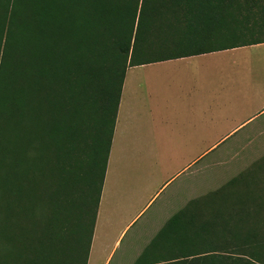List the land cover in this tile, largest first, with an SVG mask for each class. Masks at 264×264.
Segmentation results:
<instances>
[{"label":"trees","instance_id":"1","mask_svg":"<svg viewBox=\"0 0 264 264\" xmlns=\"http://www.w3.org/2000/svg\"><path fill=\"white\" fill-rule=\"evenodd\" d=\"M246 9L258 0H0V264H87L128 66L264 41L181 49L243 30ZM249 188L192 201L136 264H264Z\"/></svg>","mask_w":264,"mask_h":264},{"label":"crops","instance_id":"2","mask_svg":"<svg viewBox=\"0 0 264 264\" xmlns=\"http://www.w3.org/2000/svg\"><path fill=\"white\" fill-rule=\"evenodd\" d=\"M263 118L264 41L128 66L87 264H136L141 236L124 240L145 213L225 144L251 143ZM262 158L240 174L260 191Z\"/></svg>","mask_w":264,"mask_h":264},{"label":"rangeland","instance_id":"3","mask_svg":"<svg viewBox=\"0 0 264 264\" xmlns=\"http://www.w3.org/2000/svg\"><path fill=\"white\" fill-rule=\"evenodd\" d=\"M252 12L248 9L243 11V16L241 17L243 19L242 22H244L241 24L243 30L237 26L234 28H219L201 41L182 45L181 49L188 51L194 47L211 48L259 38L264 39V0H258V10ZM247 14L250 17L246 18ZM238 23L240 25V22ZM171 48L173 47H153L146 51L142 50L139 56L145 58L160 57L170 52ZM256 126L258 131L253 134L251 143L235 145L229 142L225 144L216 155L212 156L209 167L202 170L197 168L190 170L185 178L178 180L168 188L124 240L123 247L125 249L133 236L136 234L141 236V239L134 241L136 249L130 255L132 259L134 257L137 259L141 255L143 249L139 248L143 244L149 243V237L159 232L172 216L186 208L192 201L226 188H235L239 191L247 190V178L245 175L240 176L243 173V168L248 169L250 164L253 166L257 164L260 158H264V118ZM260 127L262 128L259 129ZM249 155L251 159H249ZM243 157H246V159H243ZM214 158L217 159L212 161ZM252 188L258 190L256 185H252L249 189ZM258 192L260 195L264 191L259 190ZM263 196L262 200L264 201ZM247 197L252 199V194L247 195ZM144 238L146 239L142 240Z\"/></svg>","mask_w":264,"mask_h":264}]
</instances>
